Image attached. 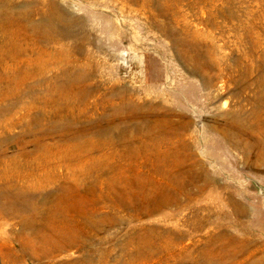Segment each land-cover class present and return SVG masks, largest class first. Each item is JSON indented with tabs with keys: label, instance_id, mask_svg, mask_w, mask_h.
<instances>
[{
	"label": "rangeland",
	"instance_id": "rangeland-1",
	"mask_svg": "<svg viewBox=\"0 0 264 264\" xmlns=\"http://www.w3.org/2000/svg\"><path fill=\"white\" fill-rule=\"evenodd\" d=\"M262 129L264 0H0V264H264Z\"/></svg>",
	"mask_w": 264,
	"mask_h": 264
},
{
	"label": "bare ground",
	"instance_id": "bare-ground-1",
	"mask_svg": "<svg viewBox=\"0 0 264 264\" xmlns=\"http://www.w3.org/2000/svg\"><path fill=\"white\" fill-rule=\"evenodd\" d=\"M257 118H258V117H257ZM258 119H259V118H258ZM257 121H258V120H257ZM237 124H238V123H237ZM256 124H257V123H256ZM240 125H241V124H240ZM252 125H253V124H252ZM254 125H255V124H254ZM234 126H237V125L235 124ZM238 126H239V125H238ZM238 126H237V127H238ZM250 126H251V125H250ZM259 126H260V123H259ZM259 126H258V127H259ZM262 126H263V125H262ZM239 128H240V126H239ZM242 128H243V127H242ZM258 130H259V129H258ZM260 130H261V129H260ZM262 130H263V129H262ZM263 131H264V130H263ZM232 133H233V132H232ZM234 134H235V132L233 133L232 136H235ZM236 134H237V133H236ZM256 134H257V133H256ZM263 135H264V134H263ZM259 138H260V137H259ZM257 139H258V138H257Z\"/></svg>",
	"mask_w": 264,
	"mask_h": 264
}]
</instances>
